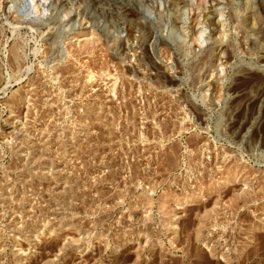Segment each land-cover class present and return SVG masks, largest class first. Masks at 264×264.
Segmentation results:
<instances>
[{"label":"rangeland","instance_id":"rangeland-1","mask_svg":"<svg viewBox=\"0 0 264 264\" xmlns=\"http://www.w3.org/2000/svg\"><path fill=\"white\" fill-rule=\"evenodd\" d=\"M254 1L0 0V264H264Z\"/></svg>","mask_w":264,"mask_h":264},{"label":"bare ground","instance_id":"bare-ground-1","mask_svg":"<svg viewBox=\"0 0 264 264\" xmlns=\"http://www.w3.org/2000/svg\"><path fill=\"white\" fill-rule=\"evenodd\" d=\"M99 1H100V0H99ZM256 1H259V2H258V3H259V4H258V5H259L258 8H260L259 10H263V9H264V1H261V0H255V1H254V4H253L254 6H256V4H257ZM174 2H177V0H173V2H172L173 5L176 4V3H174ZM93 3H94V2H93ZM255 3H256V4H255ZM173 5H172V6H173ZM258 12H259V11H258ZM263 12H264V11H263ZM219 42H220V41H219ZM221 43H222V42H221ZM15 49H16V48H15ZM15 49H13V50H14V51H13V57H14V60L16 61V60H17V57H18V53H20V52L17 53L18 50L16 51ZM212 50H213V49H212ZM11 52H12V51H11ZM19 55H20V54H19ZM10 58H11V57H10ZM19 58H20V57H19ZM12 63H13V62H12ZM88 75H89V74H88ZM89 77H90V76H89ZM89 77H88V78H89ZM91 78H92V77H91ZM89 79H90V78H89ZM88 81H89V80H88ZM262 81H263V80H262ZM9 83H10V81L7 82V85H8ZM7 85H6V86H7ZM6 86H5V87H6ZM3 89H4V88H3ZM255 95H256V94H255ZM253 97L255 98V96H253Z\"/></svg>","mask_w":264,"mask_h":264}]
</instances>
